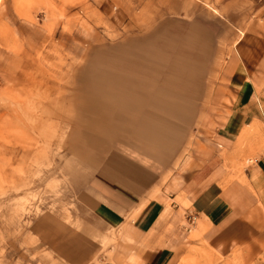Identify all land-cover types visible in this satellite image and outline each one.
<instances>
[{
  "label": "rangeland",
  "instance_id": "1",
  "mask_svg": "<svg viewBox=\"0 0 264 264\" xmlns=\"http://www.w3.org/2000/svg\"><path fill=\"white\" fill-rule=\"evenodd\" d=\"M251 25L264 32V0H0V264H48L42 254L27 252L30 242L22 247V238L45 215L69 220L73 198L60 159L81 139L77 101L83 91L134 98L120 83L131 73L128 40L175 35L184 40L180 55L205 54L200 70L182 74L186 82L174 93L183 103L181 116L147 107L167 121H185L179 143L185 153L202 137V123L213 121V93L225 84L240 31ZM84 79L102 85L83 88ZM263 89L257 86L261 103ZM128 104L97 105L100 114L114 116L103 115L108 121L88 130L132 137L129 125L114 121H128ZM250 160L235 164L224 157L222 163L238 173ZM180 217L179 242L167 264H264V236L214 247L194 231V217Z\"/></svg>",
  "mask_w": 264,
  "mask_h": 264
},
{
  "label": "crops",
  "instance_id": "2",
  "mask_svg": "<svg viewBox=\"0 0 264 264\" xmlns=\"http://www.w3.org/2000/svg\"><path fill=\"white\" fill-rule=\"evenodd\" d=\"M240 32L225 84L212 96L213 121H195L202 137L185 153L179 148L185 121H167L147 107L181 116L183 103L174 93L186 82L182 74L200 70L205 54L180 55L182 38L128 40L131 73L127 84L120 83L132 88L134 98L108 94L107 100L85 91L78 98L81 142L60 159L74 209L69 220H35L21 241L22 247L30 242L27 252L42 254L48 264H167L183 215L194 217V231L214 247L264 236V103L256 96L264 84V32L258 25ZM84 81L83 88L102 85ZM129 102L128 121H114L129 125L132 137L88 130L113 114H100L97 105ZM224 157L235 164L252 160L237 173L225 169Z\"/></svg>",
  "mask_w": 264,
  "mask_h": 264
},
{
  "label": "bare ground",
  "instance_id": "3",
  "mask_svg": "<svg viewBox=\"0 0 264 264\" xmlns=\"http://www.w3.org/2000/svg\"><path fill=\"white\" fill-rule=\"evenodd\" d=\"M174 36V38L176 37L175 35H173Z\"/></svg>",
  "mask_w": 264,
  "mask_h": 264
},
{
  "label": "built area",
  "instance_id": "4",
  "mask_svg": "<svg viewBox=\"0 0 264 264\" xmlns=\"http://www.w3.org/2000/svg\"><path fill=\"white\" fill-rule=\"evenodd\" d=\"M264 90V89H263ZM193 220H195L194 218H193Z\"/></svg>",
  "mask_w": 264,
  "mask_h": 264
}]
</instances>
